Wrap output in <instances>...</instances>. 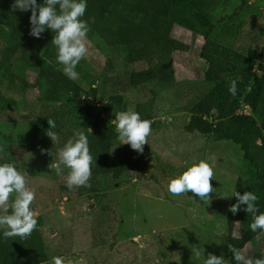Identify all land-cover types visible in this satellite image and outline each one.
<instances>
[{"label":"rangeland","instance_id":"1","mask_svg":"<svg viewBox=\"0 0 264 264\" xmlns=\"http://www.w3.org/2000/svg\"><path fill=\"white\" fill-rule=\"evenodd\" d=\"M13 2L0 0V57L14 42L8 17L31 15L30 10L12 11ZM183 7L196 26L173 27V36L188 49L175 54V80L170 85L129 86L126 76L132 68L121 47L112 48L88 32L89 51L76 68L79 79L75 82L81 89L70 88L68 94L78 98L81 106H93L92 117L76 110L73 102L50 96V78L63 72L55 46L34 43L29 59H15L10 75L0 72V163L14 164L35 191L31 207L38 213L47 253L41 264H54L55 257L64 264H203L209 253L223 255L230 264L226 212L237 177L252 181L254 171L244 164L239 145L184 130L189 107L212 85L204 79L208 64L200 56L202 19L191 6ZM210 15L215 40L240 52L248 47L256 50L252 72L259 75L257 65L264 63V0H219ZM151 90L156 93L149 119L152 131L137 174L130 171L117 179L99 175L90 179V188L69 190L65 183L69 170L57 174L48 167L66 141L76 132L89 130L94 118L108 120L111 113L103 107L106 102H112L117 113L135 111L138 102L151 96ZM238 112L250 113V109L242 103ZM47 119L55 121L56 144L45 135ZM200 160L209 163L215 173L211 183L216 192L210 204L193 198L192 193L169 194L168 181ZM255 194L259 209L258 190ZM252 222L248 214L236 223L233 234L249 230ZM194 248L201 253L199 259ZM255 248L264 252V230L254 244L248 242L242 250L252 256Z\"/></svg>","mask_w":264,"mask_h":264},{"label":"trees","instance_id":"2","mask_svg":"<svg viewBox=\"0 0 264 264\" xmlns=\"http://www.w3.org/2000/svg\"><path fill=\"white\" fill-rule=\"evenodd\" d=\"M218 1L87 0V10L82 19L87 21L90 31L105 44L112 48L121 47L126 63L132 68L126 76L129 86L152 83L158 87L174 82V56L188 49L185 42L173 36V27L196 26V21L186 14L183 4L191 6L199 13L202 19L200 31L203 36L200 56L208 64L204 79L212 86L189 107L190 115L184 130L239 145L244 164L254 171V180L238 176L233 192L243 194L245 191H251L255 194L258 190L260 206L257 214L264 213V63L257 65L260 74L255 76L252 72L256 65L254 48L248 47L245 52H240L227 48L212 37L215 23L211 19L210 11ZM29 17L30 15L19 13L8 17L6 24L11 29L14 42L1 52V73L10 75L15 59H29L34 43L54 46L51 43L54 33L50 29L45 30L40 38L29 35ZM233 81L236 82L235 95L229 91ZM49 82L50 96L53 99L73 102L76 110H82L85 116L92 117L93 106H81L78 98L68 94L70 88L81 89L75 81L67 78L62 71H57ZM151 91V96L138 102L135 107V112H138L142 119L152 118L156 93ZM94 94L96 93L93 89ZM242 103L249 107L250 113L238 112ZM103 107L111 113L110 118L104 122L94 118L90 124L91 132L87 129L83 132L88 137L90 153L94 158L91 179L107 174L117 179L130 171L137 174L141 167L138 162L143 153L133 150L129 144L119 145L111 152L112 144L118 136L114 127L117 112L112 102H106ZM234 203L236 198L231 197L229 206ZM248 214L243 210V206L235 215L227 209L228 245L232 244L242 250L248 242L254 244L256 235L263 231L252 232L250 228L242 231L240 235L233 234L236 223L246 219ZM39 225L40 220L36 229L26 239H6L0 232V264L43 263L47 253ZM261 253L264 252L256 250L252 256L260 258ZM228 259L230 264H236L230 251Z\"/></svg>","mask_w":264,"mask_h":264},{"label":"clouds","instance_id":"3","mask_svg":"<svg viewBox=\"0 0 264 264\" xmlns=\"http://www.w3.org/2000/svg\"><path fill=\"white\" fill-rule=\"evenodd\" d=\"M11 10L31 11L29 35L40 38L47 29L54 33L51 43L57 49V62L63 65L62 70L67 78L77 81V65L89 51L86 39L90 28L87 21L82 19L87 10V0H43L41 4H38L37 0H14ZM236 90V82L233 81L229 91L235 95ZM47 123L49 127L45 130V135L56 144L59 137L53 131L56 127L55 121L47 119ZM114 124L120 143L114 146L111 152L119 145L129 144L133 150L143 153L144 145L148 144V137L151 135V121L142 119L138 112L121 111L115 114ZM89 131L91 132V129ZM41 152L52 155L46 149H41ZM93 163L88 137L83 132H76L73 138L66 141L59 150L57 159L52 160L48 167L57 174H62L64 169H68L65 183L69 190H73L91 187ZM214 177L215 173L210 164L200 160L187 167L179 176L171 178L167 191L173 197L192 193L193 198H199L209 205L211 194L216 192L211 183ZM231 197L236 198V203L230 205L228 211L235 215L243 206V210L253 217L251 231L264 230V213L257 214V195L251 191H245L243 194L234 191ZM35 198V191L27 186L25 175L12 163H0V210L3 213L0 214V232L4 238L26 239L36 229L38 213L31 207ZM228 249L236 264H264V253H261L260 258H255L246 255L243 250L232 244L228 245ZM192 251L199 259L200 251L195 248ZM54 264L64 262L60 257H55ZM203 264H226V259L223 255L209 253Z\"/></svg>","mask_w":264,"mask_h":264}]
</instances>
